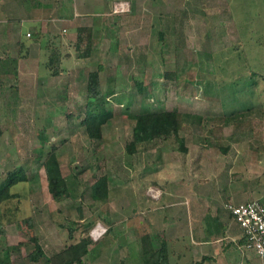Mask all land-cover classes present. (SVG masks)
<instances>
[{"label": "rangeland", "instance_id": "1", "mask_svg": "<svg viewBox=\"0 0 264 264\" xmlns=\"http://www.w3.org/2000/svg\"><path fill=\"white\" fill-rule=\"evenodd\" d=\"M132 2L135 19L121 48H95L68 77L7 81L6 86L13 85L0 95V182L9 170L24 167L29 180L13 191L22 196L20 217L31 216L33 225L25 227L27 232L6 226L0 232V258L5 248L33 234L48 255L90 236L86 264H158L169 252L142 255L143 245L149 246L147 232L157 231L169 241L174 258L185 250L189 260L202 246L215 256L205 264H264L240 244L237 223L219 231L214 221L216 216L224 221L227 202H264V0ZM99 64L105 67L102 90L112 76L115 93L108 104L114 117L96 140L82 119L87 73ZM75 66L71 61L69 67ZM46 68L42 64L39 72L47 74ZM171 71L174 77L165 75ZM249 107L234 124L225 125L219 115ZM147 110L180 113L187 152L178 150L174 137L158 139L138 153L127 151L132 115ZM195 114L201 122L194 121ZM43 130L48 141L41 146ZM53 145L58 149L51 157L59 160L71 190L62 201L53 199L46 171L35 160ZM103 173L109 177V197L97 202L91 185ZM98 223L107 231L95 238L91 234ZM200 227L221 233L199 244ZM153 237L159 243L156 233ZM26 242L11 251V263L46 264L28 260L34 246Z\"/></svg>", "mask_w": 264, "mask_h": 264}, {"label": "trees", "instance_id": "2", "mask_svg": "<svg viewBox=\"0 0 264 264\" xmlns=\"http://www.w3.org/2000/svg\"><path fill=\"white\" fill-rule=\"evenodd\" d=\"M78 57L82 59H87L92 57V54L96 48V41L94 39L93 29L88 26H81L77 29V37L74 41ZM57 51H52L46 62L48 74L50 76L61 75L65 70L61 65L59 58L57 57ZM13 60V59H12ZM14 63V61H13ZM1 71H4L6 66L1 63ZM103 64H99L98 68L91 70L87 73L86 77V103H85V114L82 119V124L85 126L87 134L90 138L100 140L104 136V126L114 117V111L108 107L109 101L112 100L114 95V89L112 83L114 82V77H109L108 85L105 91L102 90L100 72L104 69ZM17 64L13 65L14 80H18L17 77ZM168 77H174V72H166ZM9 81V80H8ZM1 85H6L4 80H1ZM140 91L145 90V86L142 82H137ZM252 107L246 108L244 110H235L230 113H225L223 110L221 114L225 125L234 124L236 120L242 119L246 112L250 111ZM195 122H201L202 116L192 115ZM221 117V116H220ZM134 121L132 129V139L127 144L126 149L131 154L143 151L140 148L148 146L152 142H156L158 139H166L174 137L176 143L178 144V150L182 152H187L188 148L186 146V139L180 135V129L182 127L181 115L177 110H164V111H144L132 115ZM3 134L2 127L0 126V137ZM48 141V135L45 130L41 134V146L45 145ZM42 148V147H41ZM58 149V146L53 145L51 152L44 156L43 154H37L35 160L40 162V165L44 167L47 179L49 191L56 201H62L71 196V190L68 185V181L62 172V167L57 159H53L51 156ZM221 150H226V148L221 147ZM29 180L28 174L24 167L18 166L15 169L9 170L5 178L0 182V232H4L6 226L16 225L17 228L27 232V228H31L33 223V218L31 216L20 217L22 199L21 194L14 192L13 188L22 182ZM91 195L92 198L97 202H104L109 197V177L106 173L96 176L91 185ZM255 200V199H252ZM248 200V201H252ZM245 201V202H248ZM262 202V201H261ZM230 203V202H227ZM224 208L227 212V216L233 218L232 213L227 209L226 204ZM244 203V202H242ZM264 203V202H263ZM240 204V203H234ZM81 210V206L79 207ZM215 218V217H214ZM236 222V221H235ZM237 223V222H236ZM239 226V224L237 223ZM240 237V244L246 247V240L242 234ZM22 232V231H21ZM29 232V231H28ZM70 237L73 236L74 229L69 228ZM157 235L160 239L159 243H155L153 234ZM147 241L149 246L143 245L142 255L144 257H149L160 250H165L168 253L167 261L158 264H204L207 261L213 260L211 256H203L200 261H195L193 259L192 252L190 253L189 260H186L185 250H181L176 258L170 256L169 251V241L163 234L155 232H147ZM33 244V249L27 254L29 261L35 263L40 260H44L46 264H86L84 257L90 252V245L93 240L90 236L82 237L78 242L72 243L65 247L64 249L48 255L42 244L39 241V237L33 234L21 241L19 245H24L27 242ZM185 244V242H184ZM191 243H187V250H191ZM19 245H13L9 248L3 250V256L0 258V264H12L11 263V251L17 250Z\"/></svg>", "mask_w": 264, "mask_h": 264}, {"label": "crops", "instance_id": "3", "mask_svg": "<svg viewBox=\"0 0 264 264\" xmlns=\"http://www.w3.org/2000/svg\"><path fill=\"white\" fill-rule=\"evenodd\" d=\"M120 1L124 0H0V66L1 63L7 64L4 71L0 68V95H3L4 89L13 85L6 86L7 83L1 85V80L7 82L15 79L14 64H17L19 81L68 77L73 72L79 71L82 63L91 58L78 57L74 45L78 27L88 26L93 29L97 49L100 47L105 50L121 48L126 42L124 39L132 27L135 14L133 13L131 17V7L125 13H114L115 5ZM127 1L130 4L133 1L132 3L137 5L147 0ZM140 12L135 13L140 14ZM123 18H131L132 21L129 19L127 23H123L121 22ZM52 51H57V57L65 70L61 75L50 76L48 73L43 75L39 72H42L41 65L46 64ZM71 61H75V68L69 67ZM67 63L69 65H65ZM25 69H29L31 76L27 75ZM214 221L219 231L220 229L227 230V226L235 222L228 216H224L223 222L220 217L216 216ZM198 223V226H202L200 222ZM199 230H201L199 244L203 245L209 241L207 235L219 236L221 233L219 231L214 233L211 229L203 227ZM201 247H197L198 252L193 251L194 255L202 253L200 259L196 258L195 261H200L205 255L213 257V260L205 263L213 262L215 259L213 253L206 254Z\"/></svg>", "mask_w": 264, "mask_h": 264}, {"label": "built area", "instance_id": "4", "mask_svg": "<svg viewBox=\"0 0 264 264\" xmlns=\"http://www.w3.org/2000/svg\"><path fill=\"white\" fill-rule=\"evenodd\" d=\"M130 7L129 1H120L115 5L113 12L125 13L130 10ZM226 207L242 229V234L246 240V247L254 250L257 256L264 260V203L255 199L240 204L230 202L226 204ZM96 227H94L91 234L95 238H99L107 231L100 223Z\"/></svg>", "mask_w": 264, "mask_h": 264}]
</instances>
